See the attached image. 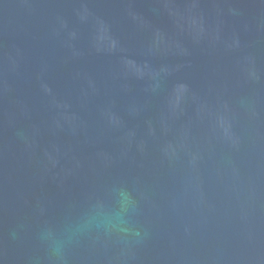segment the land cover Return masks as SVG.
Here are the masks:
<instances>
[{
  "label": "water",
  "instance_id": "1",
  "mask_svg": "<svg viewBox=\"0 0 264 264\" xmlns=\"http://www.w3.org/2000/svg\"><path fill=\"white\" fill-rule=\"evenodd\" d=\"M0 264H264V0H0Z\"/></svg>",
  "mask_w": 264,
  "mask_h": 264
},
{
  "label": "clouds",
  "instance_id": "2",
  "mask_svg": "<svg viewBox=\"0 0 264 264\" xmlns=\"http://www.w3.org/2000/svg\"><path fill=\"white\" fill-rule=\"evenodd\" d=\"M120 196L122 198V203L128 201V195L125 192L121 191ZM120 222V218L118 214L115 215H102L99 220V226H102L106 229L115 228L116 225Z\"/></svg>",
  "mask_w": 264,
  "mask_h": 264
}]
</instances>
